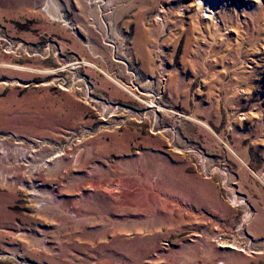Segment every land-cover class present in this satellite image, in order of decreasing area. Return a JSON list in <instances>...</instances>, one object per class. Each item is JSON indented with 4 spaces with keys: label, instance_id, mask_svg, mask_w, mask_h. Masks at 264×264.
I'll use <instances>...</instances> for the list:
<instances>
[{
    "label": "rangeland",
    "instance_id": "374dc122",
    "mask_svg": "<svg viewBox=\"0 0 264 264\" xmlns=\"http://www.w3.org/2000/svg\"><path fill=\"white\" fill-rule=\"evenodd\" d=\"M195 2L0 0V264H264V0Z\"/></svg>",
    "mask_w": 264,
    "mask_h": 264
},
{
    "label": "bare ground",
    "instance_id": "6f19581e",
    "mask_svg": "<svg viewBox=\"0 0 264 264\" xmlns=\"http://www.w3.org/2000/svg\"><path fill=\"white\" fill-rule=\"evenodd\" d=\"M198 2V6L196 5V3ZM197 2H195V6L197 7V12L199 13V15H203L205 19L209 18V23H211V25H209L210 28L212 29H217L215 30L216 32H220L221 29V22L218 21V23H214L216 21L217 18L214 17V11L213 8L211 7V4L209 2V0H201L199 2V0H197ZM201 17V16H200ZM164 18V17H163ZM158 21H161L160 17L158 16ZM163 22V21H162ZM220 22V23H219ZM160 26V25H159ZM222 35H220L219 37L221 38ZM216 38V37H215ZM238 88V87H237ZM117 93V92H116ZM141 99V98H140ZM142 100V99H141ZM148 101V100H147ZM146 102V101H145ZM144 103V102H143ZM149 103V102H148ZM151 104V103H149ZM152 105V104H151ZM260 113V112H259ZM251 114V113H250ZM262 114V113H260ZM254 118H259L258 115H255ZM255 120V119H254ZM195 121V120H194ZM203 122V121H202ZM264 127V125H263ZM264 131V130H263ZM238 144V143H237ZM264 149V148H263ZM233 150V149H232ZM231 151V150H229ZM234 151V150H233ZM78 153V152H77ZM246 156V155H245ZM263 156V155H262ZM58 157V156H57ZM56 159V157H54ZM75 159V158H74ZM73 159V161H74ZM81 160V159H79ZM242 160V159H241ZM43 161V160H42ZM51 161V159L49 160ZM58 161V160H57ZM77 162V161H74ZM243 162V161H242ZM29 170V169H28ZM33 171V170H32ZM59 173V172H58ZM122 181V180H121ZM264 181V180H263ZM262 181V182H263ZM33 182V181H32ZM126 182V181H125ZM129 182V181H128ZM154 183V182H153ZM233 183V182H232ZM152 184V183H151ZM153 185V184H152ZM156 185V184H155ZM154 187V186H153ZM98 190H101L103 192L104 197H108L110 199H112L113 201H118L121 198H123V195H127L128 192L130 193V184L129 183H118L117 185H107V184H99L97 185V187H95ZM94 188V191H96ZM147 188V187H146ZM121 189H124L125 191H122ZM146 190V189H145ZM97 192V191H96ZM99 192V191H98ZM144 192V190H143ZM116 193V194H113ZM129 195V194H128ZM102 196V195H101ZM145 196V195H144ZM159 197V196H158ZM112 201V202H113ZM52 202V201H51ZM119 204V202H117ZM39 204V203H38ZM50 204V203H49ZM116 204V203H115ZM35 207V206H34ZM4 213V212H3ZM70 214H74L72 211L70 212ZM6 231V230H5ZM253 234V233H252Z\"/></svg>",
    "mask_w": 264,
    "mask_h": 264
},
{
    "label": "built area",
    "instance_id": "2783aa9c",
    "mask_svg": "<svg viewBox=\"0 0 264 264\" xmlns=\"http://www.w3.org/2000/svg\"><path fill=\"white\" fill-rule=\"evenodd\" d=\"M221 240V238H219V241Z\"/></svg>",
    "mask_w": 264,
    "mask_h": 264
}]
</instances>
